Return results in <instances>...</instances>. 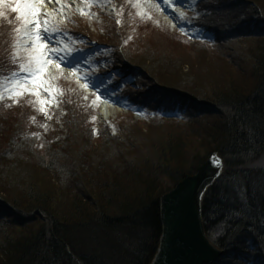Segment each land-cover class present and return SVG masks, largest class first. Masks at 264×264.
I'll return each mask as SVG.
<instances>
[{"label": "trees", "instance_id": "1", "mask_svg": "<svg viewBox=\"0 0 264 264\" xmlns=\"http://www.w3.org/2000/svg\"><path fill=\"white\" fill-rule=\"evenodd\" d=\"M4 13L0 35L14 40L19 22ZM189 22L194 38L157 25L132 40L126 17L89 37L103 48L95 76L112 75L144 116H122L115 134L77 88L60 84L48 129L35 97L17 104L0 82V264H151L161 198L214 153L225 170L202 218L216 264H264V0H200ZM2 41L4 82L26 59Z\"/></svg>", "mask_w": 264, "mask_h": 264}, {"label": "rangeland", "instance_id": "2", "mask_svg": "<svg viewBox=\"0 0 264 264\" xmlns=\"http://www.w3.org/2000/svg\"><path fill=\"white\" fill-rule=\"evenodd\" d=\"M183 1L185 0H124L123 4L119 7V16L117 20H115L113 19L115 8L114 6H111V4L106 0H59V3H57L56 0H43L42 4L40 5V18H48L51 21V26L55 27L59 31L60 28L66 27L70 32H80L79 42H74L73 49L67 48L70 51H63L65 48V43L63 42V39H60L59 35L54 38V42H60L62 45V55H65L66 62L70 65H77L79 68L78 73L87 75V72L92 74L93 71L90 69L89 64L86 66V57L74 54L71 51H77L80 47L84 45L86 46L89 41V37L92 38V35L99 36V34L102 32H100L98 28L108 25L109 21H117V23L121 25L123 24L122 22L125 17L130 18L131 34H129L132 40L138 39V37H147L149 33L148 29L151 27H157V25L165 27L170 31L180 35L186 34L189 37L194 35L196 32L192 30L191 24L188 21V17L193 16L191 14L194 13L195 7L199 0H191V2L188 4H181ZM126 7H128V9ZM127 10H129L127 12L129 13L128 16L126 14ZM81 11H83L85 15H81ZM45 14H47V16H45ZM20 26L21 23H19L18 27ZM89 29L92 33L88 31ZM13 33V30L10 32L9 29H4L2 35H0V38L3 40V55H13L14 59L16 56H24L26 58L27 52L23 48L24 41L22 39L19 40L20 34L17 32H15V38L13 40ZM73 37L76 38L77 36L74 35ZM15 39H18L16 45ZM49 39L52 40L53 38ZM79 43L83 45L77 49ZM8 44H10L9 50L7 49ZM76 75H72V71L63 65L60 68H57L55 62L47 66V70L44 74L45 78L52 82L54 89L57 87L58 81H64L67 84H70V86H72L74 89L77 88L80 91H84L87 99L92 94L97 93L96 95L98 96L103 92L104 88L102 85H100V83L95 85L96 88L99 89V92L94 89H89V87L85 88L84 82L75 81V79L78 80ZM21 78V75L17 74L15 77H13V80L8 83V87L6 89L8 90V88L12 87L14 80ZM28 87H31V85ZM35 98V101L37 99H49L50 103L46 106V111L42 112L39 110V112L41 115H43L42 124L45 126V128L52 129L53 124L56 122V114L54 111L56 108V102H52V98L49 97L47 93L43 92L41 97ZM89 99L92 106L99 107V114L96 117V123L98 124H113L129 110L125 102L121 100V102L118 101L119 99L114 98L112 95L108 96L103 94L99 100H97V97L94 99ZM104 101H108L109 104H102ZM110 104H113L114 106ZM102 106H106L107 108L111 107L110 109L114 108V110H112L114 113H111V118L109 121L105 120L101 115ZM38 107L40 109L39 105ZM130 112L134 114L137 120L144 119L142 112L138 108H135Z\"/></svg>", "mask_w": 264, "mask_h": 264}, {"label": "water", "instance_id": "3", "mask_svg": "<svg viewBox=\"0 0 264 264\" xmlns=\"http://www.w3.org/2000/svg\"><path fill=\"white\" fill-rule=\"evenodd\" d=\"M222 170V160L214 154L197 175L186 177L162 198L163 235L153 264H214L221 256L205 235L201 199Z\"/></svg>", "mask_w": 264, "mask_h": 264}, {"label": "snow or ice", "instance_id": "4", "mask_svg": "<svg viewBox=\"0 0 264 264\" xmlns=\"http://www.w3.org/2000/svg\"><path fill=\"white\" fill-rule=\"evenodd\" d=\"M3 2L4 0H0V4ZM42 2L43 0H13L11 10L17 14V20L21 23V26L16 28V32L20 34L19 39L24 41L23 48L27 52L26 62L17 66L22 78L14 80L12 87L7 90L8 99L17 104L20 98L25 95L39 98L42 92L47 93L52 98V102H55V96L62 90L58 87L54 89L52 82L45 78L44 74L49 64L55 62L57 68L62 65L68 67L73 75L79 72L77 65H70L66 62L65 55H62L60 42H54L59 30L51 26V21L48 18H40ZM56 2L59 3V0ZM81 15H85V13L81 11ZM49 38L53 39L50 40ZM63 51L67 52L68 49L64 48ZM82 79L85 80L84 87H89L91 81L87 75L83 76ZM29 85L31 87H28ZM91 87L99 92L94 84ZM102 96L103 93H100L97 100ZM3 98V93L0 92V99ZM35 103L40 106L39 110L44 112L50 101L49 99H37Z\"/></svg>", "mask_w": 264, "mask_h": 264}, {"label": "bare ground", "instance_id": "5", "mask_svg": "<svg viewBox=\"0 0 264 264\" xmlns=\"http://www.w3.org/2000/svg\"><path fill=\"white\" fill-rule=\"evenodd\" d=\"M191 2V0H185V1H183V2H181V4H188V3H190ZM111 108V107H110ZM110 108H107L106 106H104L103 108H102V110H101V115L103 116V118L105 119V120H107V121H109L110 120V118H111V113H114L112 110H114V108H112V109H110ZM119 111V110H118ZM210 160V158L207 160V161H209ZM197 173L198 172H196L194 175H186L184 178H183V180L181 181V182H183L184 180H185V178L186 177H193V176H195V175H197ZM201 220L203 221V218H202V206H201Z\"/></svg>", "mask_w": 264, "mask_h": 264}]
</instances>
